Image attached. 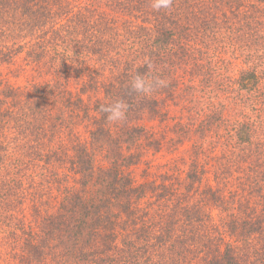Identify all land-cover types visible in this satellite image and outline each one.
I'll use <instances>...</instances> for the list:
<instances>
[{
    "label": "trees",
    "instance_id": "1",
    "mask_svg": "<svg viewBox=\"0 0 264 264\" xmlns=\"http://www.w3.org/2000/svg\"><path fill=\"white\" fill-rule=\"evenodd\" d=\"M241 7L240 0H173L159 11L151 0H0V64L21 70L24 53L36 76L26 84L0 79V264H264V203H240L237 187L233 198L224 191L226 172L244 166H257L264 186V136L247 113L230 119L235 97L248 107L260 93L251 60L242 89L225 108H216L215 95L207 115L209 132L224 127L228 135L214 143L229 160L213 155V181L205 186L211 173L199 171L203 152L184 195L164 183L136 185L130 173L141 161L140 123L170 114L185 84L180 72L193 75L190 82L218 78L205 54L215 45L209 37ZM256 35H247L254 46ZM253 44L247 55L264 63V49ZM137 72L167 86L136 94L129 81ZM117 99L128 105L126 119L109 123L99 109ZM148 197L161 199L149 217L141 205ZM209 208L224 210L229 241L211 239Z\"/></svg>",
    "mask_w": 264,
    "mask_h": 264
},
{
    "label": "rangeland",
    "instance_id": "2",
    "mask_svg": "<svg viewBox=\"0 0 264 264\" xmlns=\"http://www.w3.org/2000/svg\"><path fill=\"white\" fill-rule=\"evenodd\" d=\"M240 3H242L241 8L244 12H241L240 16H238L229 10L225 18L226 22L223 24L224 29L218 32L217 35L209 37L210 41H213L215 45L205 51V54L207 57L209 56L208 59L213 63V66H216V69L220 73L218 78L212 82L213 84L206 83L204 80L200 82L201 79H197L196 77L193 79L195 82H190L189 80L193 75L188 74L183 69L179 74V78L185 84L180 86L179 99L176 98V100L170 101V114L158 119L145 117L140 123L147 128V131L145 138L138 148L141 153V161L138 165L130 168V173L136 185L150 182H156V185L164 183L177 195H184L187 192L186 183L188 173L192 168L191 163L194 157L198 155V152L204 153L198 159L200 161L203 159L205 162V165L203 164L205 167L199 168L200 173L202 169H205L207 173H211V170L214 168L213 161H210L213 155L219 157L223 162L229 160L227 148L222 151L221 147H215L214 145L219 137H228V135L225 134L224 127H218L220 129H218L217 133L209 132L210 128L207 125V119L211 117H207V115L209 114L211 104L216 101L214 99L215 95L220 96L216 108L219 106L225 108L227 103L231 102L237 94L236 91L242 89L239 79L243 70L242 67L246 62L245 60H251V68H254L253 70L259 74L262 82L259 86L260 93L258 95L254 94L248 107H240L238 105L240 97H235L236 101L233 102V106L236 110L233 116L229 117L231 121L233 120L232 124H234L236 119L241 120L242 114L247 113L250 119L253 118L256 121L260 136H264V107L261 105V103L264 104V63H260L259 59L252 60L256 57L255 54L252 57L247 55L248 47L253 44L251 41H248L247 35L251 37L252 34H257L256 36L259 37L260 41H257L255 46L253 44V47H262L264 49V26L257 24L260 21L264 23V9L255 0H240ZM245 12L247 13L246 17L244 16ZM245 25L250 28L248 32V28ZM18 58V66L21 70L12 72L10 69L9 71L8 65L1 63L0 79H7L14 84H26L28 81L36 79L35 73L30 70L31 66L27 65L26 54L23 53ZM23 69L24 71H22ZM254 102L256 104L252 106ZM221 110L223 109H219V111ZM226 115L228 113L224 114V117ZM79 132L82 138L86 137L84 128L79 127ZM233 136H235V133H233ZM98 163L102 165L100 156H98ZM216 167L218 166L216 165ZM258 169L257 166L251 169L248 166H244L243 169L233 168L231 171L228 170L226 172L228 174V184H225V189L228 187V190L224 191L228 196L231 195V198H233V190L237 187L239 190L238 196L242 197L240 198V203H249V206L253 203H264V186L262 181H259V176H256L257 172H262ZM213 176L214 174L212 175V173L204 174L206 179L205 186L213 181ZM54 193L55 195H60L58 191ZM53 203L55 202L53 201ZM141 205L144 206V211L149 217L151 213L161 206V199L159 201L156 198L148 197L146 201L141 202ZM49 207L51 206L49 205ZM209 209L212 210L213 217L205 223L210 232H212L211 239H218L217 235L219 234L225 241H229V230L224 225V210L220 209L219 212L218 208ZM30 213L32 214V211L27 206L26 215L30 217ZM212 227L220 229V231H215V229H211ZM206 240L207 237H205V241L202 237L201 245ZM5 251L6 249L0 248V253H5Z\"/></svg>",
    "mask_w": 264,
    "mask_h": 264
},
{
    "label": "clouds",
    "instance_id": "3",
    "mask_svg": "<svg viewBox=\"0 0 264 264\" xmlns=\"http://www.w3.org/2000/svg\"><path fill=\"white\" fill-rule=\"evenodd\" d=\"M173 0H151V7L159 11L161 9H170ZM149 70L151 65H148ZM131 90L139 95H148L156 89L166 87L165 80L157 77H149L147 73L137 72L131 77L130 81ZM128 105L122 100L117 99L108 105H101L99 111L106 114V120L109 123H118L126 119Z\"/></svg>",
    "mask_w": 264,
    "mask_h": 264
}]
</instances>
